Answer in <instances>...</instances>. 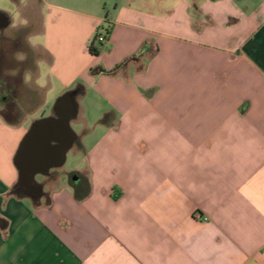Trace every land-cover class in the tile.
Segmentation results:
<instances>
[{
	"label": "crops",
	"instance_id": "obj_1",
	"mask_svg": "<svg viewBox=\"0 0 264 264\" xmlns=\"http://www.w3.org/2000/svg\"><path fill=\"white\" fill-rule=\"evenodd\" d=\"M8 1L44 75L33 71L39 92L24 84L13 98L30 111L0 116V264H264V0L115 5L104 18ZM101 28L109 36L92 56ZM77 86L71 129L100 131L66 153L79 151L82 169L61 172L64 162L35 177L38 195L15 197L22 139ZM89 99L92 123L79 105Z\"/></svg>",
	"mask_w": 264,
	"mask_h": 264
},
{
	"label": "water",
	"instance_id": "obj_2",
	"mask_svg": "<svg viewBox=\"0 0 264 264\" xmlns=\"http://www.w3.org/2000/svg\"><path fill=\"white\" fill-rule=\"evenodd\" d=\"M5 22L4 27L9 20ZM72 96L73 92L63 95L56 103V116L35 121L22 139L14 158L18 172L17 190L26 188L27 194L38 195L35 177L45 176L51 169L64 164L66 153L77 140L70 127L71 118L76 113Z\"/></svg>",
	"mask_w": 264,
	"mask_h": 264
},
{
	"label": "rangeland",
	"instance_id": "obj_3",
	"mask_svg": "<svg viewBox=\"0 0 264 264\" xmlns=\"http://www.w3.org/2000/svg\"><path fill=\"white\" fill-rule=\"evenodd\" d=\"M49 1V0H48ZM50 1H55L61 5H64L65 7H68L71 10L78 9L80 11H83L84 13H88L93 15L94 17H99V18H104L106 17L107 14H112L114 9H115V5H117V7L119 8L120 6L123 5H129L133 8L139 7L140 5H146L154 2L157 4H161V10H163V8H167L169 6L168 5H164L168 2V0H50ZM253 0H249V3L251 4ZM37 6H39L38 2H36ZM40 9L39 13H43L45 11V8L42 6ZM0 10L8 13L11 16V20H12V28H17L19 25H23L24 24L20 21L21 16H20V12L18 10H15L14 7H12V5L9 3L8 0H0ZM39 16V14H38ZM35 40V38H31L29 39V43L33 42ZM29 57L30 59L29 61V65H27L24 76H23V80H24V84H26V86L28 87V89L26 90L27 92H39L38 90L35 91H31L32 89V84L36 83L38 86H40L41 81L36 80V78H33L34 75V70L38 71L37 76H43L44 72L43 67L39 64V62H35L34 61V55L30 52L29 53ZM16 58L18 60H22L24 59V54L23 52H18L16 55ZM25 87V85H24ZM25 91V90H24ZM47 93V101L49 102L47 107H44L43 111H44V115H47L50 112V108L53 107L54 103L56 102V99L58 98L57 93L58 92H46ZM8 97V96H7ZM90 100V99H89ZM86 101V102H79V105L82 108H85V112L87 115V119L89 121V123H92L93 119L98 115L97 112L95 111L93 104H95V101L92 103V101ZM5 101V100H3ZM5 104V102H3ZM1 101H0V109L4 106ZM32 109L31 105H23L22 108V115H25L27 111H30ZM21 115V116H22ZM39 116V115H38ZM37 116V117H38ZM105 117V116H104ZM103 117V118H104ZM102 120V119H101ZM100 123V122H99ZM94 125V124H93ZM84 128L82 126L76 125L75 124V133L77 136H79V139L83 142L84 147L88 148L90 143L93 141V138L97 137L99 135L100 131H97L96 134H94L92 137L88 138L87 136H84ZM86 131V130H85ZM75 154V155H74ZM82 154L79 153V151L72 150L67 154V158H66V162L61 170V172L63 171H79L82 169Z\"/></svg>",
	"mask_w": 264,
	"mask_h": 264
},
{
	"label": "flooded vegetation",
	"instance_id": "obj_4",
	"mask_svg": "<svg viewBox=\"0 0 264 264\" xmlns=\"http://www.w3.org/2000/svg\"><path fill=\"white\" fill-rule=\"evenodd\" d=\"M6 19L9 23L4 27ZM20 21L24 26L19 25L17 28H12L11 16L0 10V101L8 92H24L23 76L26 66L29 65V53L31 52L27 44L30 27L25 25L26 20L21 18ZM18 52H23L24 59L16 58ZM77 96V93L73 92V100H76ZM7 111L5 105L0 109L3 113ZM35 186L39 194L42 184L35 182ZM20 191L29 192L26 188H20Z\"/></svg>",
	"mask_w": 264,
	"mask_h": 264
},
{
	"label": "trees",
	"instance_id": "obj_5",
	"mask_svg": "<svg viewBox=\"0 0 264 264\" xmlns=\"http://www.w3.org/2000/svg\"><path fill=\"white\" fill-rule=\"evenodd\" d=\"M192 10L194 13H198L197 12V7L196 4L193 3L192 5ZM109 36V30L107 29H99L96 30L90 43L87 46V51L90 55L92 56H96L98 54V49L95 46V44L100 47L102 42H99L98 39L99 37H103L105 40L107 39V37ZM126 62H124L123 64H121V66H123ZM113 71L107 72L104 71L101 68H94L92 70H90V73L93 75H100V74H111ZM75 92L77 93V95H81L82 92V88L80 86H77L75 88ZM8 96V97H7ZM18 96V92H8L7 95H4V99L5 101L1 100V102H5V106L7 108V112L3 113L0 112V116L4 119L5 122L9 123V124H13L16 121H18L22 116L21 111L16 107L15 103H14V99ZM58 102V100H57ZM106 120V117H104L100 122L104 123ZM16 188V187H15ZM12 189L11 194L14 195L15 197L21 198L24 197V191H16V189ZM7 226V222L5 220L0 219V229H5Z\"/></svg>",
	"mask_w": 264,
	"mask_h": 264
},
{
	"label": "built area",
	"instance_id": "obj_6",
	"mask_svg": "<svg viewBox=\"0 0 264 264\" xmlns=\"http://www.w3.org/2000/svg\"><path fill=\"white\" fill-rule=\"evenodd\" d=\"M98 41H99V42H104L105 39H104L103 37H99ZM196 218H197L198 220L203 221V222L208 221V219H207L206 217H202V216H200V215H196Z\"/></svg>",
	"mask_w": 264,
	"mask_h": 264
}]
</instances>
